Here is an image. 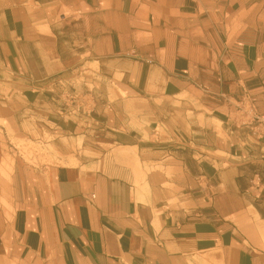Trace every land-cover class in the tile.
<instances>
[{"label":"crops","instance_id":"obj_1","mask_svg":"<svg viewBox=\"0 0 264 264\" xmlns=\"http://www.w3.org/2000/svg\"><path fill=\"white\" fill-rule=\"evenodd\" d=\"M0 264H264V0H0Z\"/></svg>","mask_w":264,"mask_h":264},{"label":"bare ground","instance_id":"obj_2","mask_svg":"<svg viewBox=\"0 0 264 264\" xmlns=\"http://www.w3.org/2000/svg\"><path fill=\"white\" fill-rule=\"evenodd\" d=\"M6 170H7L6 176L9 177V174L12 171V165H11V163H8L7 164Z\"/></svg>","mask_w":264,"mask_h":264},{"label":"rangeland","instance_id":"obj_3","mask_svg":"<svg viewBox=\"0 0 264 264\" xmlns=\"http://www.w3.org/2000/svg\"><path fill=\"white\" fill-rule=\"evenodd\" d=\"M14 144H16V146L20 147V143H19V144H17V143H14Z\"/></svg>","mask_w":264,"mask_h":264},{"label":"built area","instance_id":"obj_4","mask_svg":"<svg viewBox=\"0 0 264 264\" xmlns=\"http://www.w3.org/2000/svg\"><path fill=\"white\" fill-rule=\"evenodd\" d=\"M250 111H251V108H250ZM256 119H259V118H256Z\"/></svg>","mask_w":264,"mask_h":264}]
</instances>
